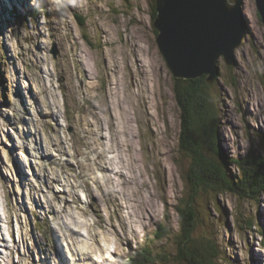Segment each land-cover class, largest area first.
Segmentation results:
<instances>
[{"label": "rangeland", "instance_id": "1", "mask_svg": "<svg viewBox=\"0 0 264 264\" xmlns=\"http://www.w3.org/2000/svg\"><path fill=\"white\" fill-rule=\"evenodd\" d=\"M27 3L16 23L0 15V264H130L143 248L154 264H185L181 111L154 2ZM243 12L237 63L220 59L209 85L229 159L264 157V26L254 0ZM197 209L195 236L215 241L217 264H264V193H202ZM160 224L170 233L156 240Z\"/></svg>", "mask_w": 264, "mask_h": 264}, {"label": "trees", "instance_id": "2", "mask_svg": "<svg viewBox=\"0 0 264 264\" xmlns=\"http://www.w3.org/2000/svg\"><path fill=\"white\" fill-rule=\"evenodd\" d=\"M152 1L154 20L156 0ZM78 19L83 27L84 20L81 17ZM209 87L204 76L193 80L174 79V95L181 111L180 157L176 165L186 186L176 206L179 215L176 260L185 264H217L219 257L213 239L195 236L200 194L231 193L238 198L258 201L264 193L263 156L249 152L243 158L229 159L222 153L217 134L216 107ZM229 164L236 167L235 174L227 169ZM169 230V225L160 224L155 239L165 238ZM155 260L152 252L143 248L131 257L130 264H154Z\"/></svg>", "mask_w": 264, "mask_h": 264}, {"label": "water", "instance_id": "3", "mask_svg": "<svg viewBox=\"0 0 264 264\" xmlns=\"http://www.w3.org/2000/svg\"><path fill=\"white\" fill-rule=\"evenodd\" d=\"M264 26V0H254ZM244 0H156V42L175 79L219 76L218 61L237 63L236 49L247 38ZM54 51V56L57 55Z\"/></svg>", "mask_w": 264, "mask_h": 264}, {"label": "bare ground", "instance_id": "4", "mask_svg": "<svg viewBox=\"0 0 264 264\" xmlns=\"http://www.w3.org/2000/svg\"><path fill=\"white\" fill-rule=\"evenodd\" d=\"M25 1L26 0H0V12H1L0 15L4 18L6 23H12V21L14 23H16L17 18H13V17H16V16H14V13H16L15 11H17L19 9V7L29 4ZM243 9H244V7H243ZM12 13H13V15H12ZM2 22H3V20H2ZM30 35L34 36V40H36L41 35V33L39 30H37V32L35 34H30ZM36 57H37L36 52L32 51L31 52V59L36 58Z\"/></svg>", "mask_w": 264, "mask_h": 264}]
</instances>
